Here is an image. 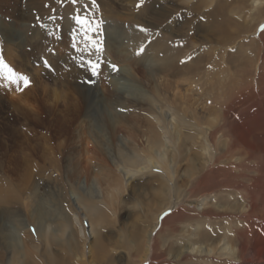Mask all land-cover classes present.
Returning <instances> with one entry per match:
<instances>
[{
    "label": "rangeland",
    "instance_id": "1",
    "mask_svg": "<svg viewBox=\"0 0 264 264\" xmlns=\"http://www.w3.org/2000/svg\"><path fill=\"white\" fill-rule=\"evenodd\" d=\"M250 1L213 0L212 6L222 4L225 16L239 27L228 29L233 35L229 41L209 27L206 14L212 8L205 9L202 0H95V6L91 0H78L75 5L72 0H0V56L18 75L31 81L28 88L19 91L17 85L4 79L7 69L0 72V196L6 200L0 203V264H17V260H10L9 247L16 246L22 252L38 244L32 226L38 210L41 214L52 211L55 219L78 216L87 233L89 224L78 207L97 200L105 212L102 233L113 241L137 218L148 216L149 210L150 214L156 212L163 199L156 193L163 178L158 172L148 171L123 181L116 169V151L125 145L145 155L150 130L162 129L169 141L173 131L169 133L163 122L157 127L154 121L160 116L154 106L133 101L110 105V96L117 90L150 98L156 106L170 109L168 115L182 117L191 124L188 113L197 112L201 103L197 95L205 96L206 89L214 85L218 66L234 76L239 59L249 52L250 41L263 32L264 0L263 14L250 10ZM85 8L89 9L90 19L103 21V51L99 56L94 47H86L82 32H76L74 17L78 12L83 17ZM129 33L138 38L128 42ZM141 48L144 51L137 55ZM174 49L178 51L174 53ZM44 60L51 64V71L43 67ZM82 60H98L101 64L100 74L91 86L82 83L89 78ZM154 67H160L159 73L152 71ZM207 78L210 82L206 85ZM174 82L178 89L173 87L166 95L164 85ZM95 89L109 106L98 103ZM184 89L190 97L176 96ZM80 92L86 96L87 105L82 104ZM244 102V96L236 99L237 104ZM248 104L239 105V109ZM87 116L104 134L102 143H95L91 137ZM235 118L243 122L242 117ZM188 130L179 127L172 151L178 152V137L184 139V134L193 133ZM258 139L264 143V136L258 135ZM183 145L179 149L183 154L198 151L190 143ZM166 156L171 158L169 153ZM143 162L138 158L136 163ZM170 166L173 181L177 178L174 183L182 192L186 161H176L175 156ZM94 186L100 198H93ZM162 188L163 195L174 201L177 193L171 186L165 189L161 184ZM185 207L195 211L190 205ZM178 208L164 210V214H173ZM205 222L202 224L207 225ZM60 228L54 224L49 230ZM109 250L114 252L111 255L117 264L125 263L122 249Z\"/></svg>",
    "mask_w": 264,
    "mask_h": 264
},
{
    "label": "bare ground",
    "instance_id": "2",
    "mask_svg": "<svg viewBox=\"0 0 264 264\" xmlns=\"http://www.w3.org/2000/svg\"><path fill=\"white\" fill-rule=\"evenodd\" d=\"M202 1L205 9L212 8L206 14L212 31L226 37V40L233 39L232 33L227 31L231 27H239L225 16V7L222 4L212 6L213 0ZM262 5L261 0H251L249 8L262 13ZM127 36L128 42L138 38L131 33ZM252 39L249 52L237 60V73H233L232 77L229 71L218 66L214 85L206 89L205 96L197 95L201 103L195 114L188 113L191 124L182 117L168 115L170 109L156 106L150 98L125 95L117 90L110 96V105L122 106L127 101H133L154 106L160 116L154 121L157 127L164 123L169 133L173 131L174 137L170 136L169 141L162 129L150 130L145 155H139L125 145L116 151L119 165L115 166L123 181L128 182L148 171L158 172L165 180H159L156 193L163 199L156 212L150 214L149 210L148 216L137 218L113 241L102 233L105 212L97 200L87 201L78 207L89 224L87 233L78 216L55 219L52 211L41 214L36 209L38 213L32 226L35 228L33 237L38 239V244L25 247L22 252L16 246L9 247L12 252L10 260H17V264H117L112 257L114 252L109 250L115 247L124 251V264H264V143L258 139V135L264 136V127L261 126L264 121V31ZM176 51L174 49V53ZM152 71L157 74L160 67H154ZM209 82L207 78L206 85ZM164 87L167 95L173 87L178 89V83H166ZM182 91L183 94L177 91L176 96L190 97L186 95L189 93L187 89ZM94 92L102 107L109 106L106 99L99 97L97 89ZM80 93L82 104L87 105L86 96ZM239 96H244L250 104L239 109V105L247 103L237 104ZM209 102L212 105L207 106ZM236 116L242 117L243 122H237ZM88 125L95 143H102L104 134L94 128L90 118ZM179 127L193 133L184 134V139L178 137L180 143L175 147L178 152H174L172 143L178 136ZM185 143L192 144L198 151L183 154L179 149L182 150ZM166 153L171 158L168 159ZM174 153L176 161H186L182 192L174 183L177 178L173 181L171 175L170 164L175 160ZM138 158L144 159L143 165L136 163ZM161 184L165 189L169 184L171 190L177 193L174 201L163 195ZM95 186L93 198H100ZM211 195L213 198H209ZM0 203H6L2 196ZM114 205L108 204L113 208ZM187 205L195 211L187 210ZM175 206L179 207L177 211L165 218L164 210ZM200 206L201 210H196ZM203 221H207V225L202 224ZM54 224L63 229L50 231ZM28 234L31 235L30 232Z\"/></svg>",
    "mask_w": 264,
    "mask_h": 264
},
{
    "label": "snow or ice",
    "instance_id": "3",
    "mask_svg": "<svg viewBox=\"0 0 264 264\" xmlns=\"http://www.w3.org/2000/svg\"><path fill=\"white\" fill-rule=\"evenodd\" d=\"M78 3V0H72V4L75 5ZM93 6H95V0H91ZM137 7H140L138 4ZM85 15L82 17L79 12L74 17V23L77 25L76 32L79 34L82 32L83 37L85 38L86 47H94L96 54L99 56L100 53L103 51V43L100 40L101 32L100 28L103 21H96L95 19H90L87 15L89 12L88 8L84 10ZM144 29H141L143 31ZM262 31H264V27H262ZM73 47H76L75 38L73 39ZM144 51L143 48L137 51V55H140ZM91 54V53H89ZM82 65H86L87 71L89 73V78L85 79L82 83L84 85L91 86L95 83V78L100 74V62L87 60L81 61ZM43 67L47 68L49 71L52 70L51 64L44 60ZM113 71H116V66H112ZM7 69V75L4 76V79L7 80L10 84L17 85V90L23 91L24 89L28 88L31 85L30 79H28L24 75H18L13 68L5 61L3 56H0V72ZM123 110V109H122ZM170 212H166L164 215H170ZM163 219V217L161 218ZM33 231H35L33 229Z\"/></svg>",
    "mask_w": 264,
    "mask_h": 264
}]
</instances>
